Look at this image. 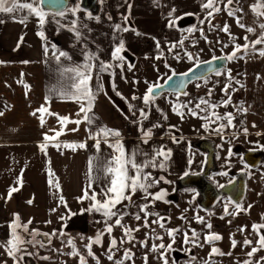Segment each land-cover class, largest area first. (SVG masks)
Here are the masks:
<instances>
[{"label": "snow or ice", "instance_id": "1", "mask_svg": "<svg viewBox=\"0 0 264 264\" xmlns=\"http://www.w3.org/2000/svg\"><path fill=\"white\" fill-rule=\"evenodd\" d=\"M234 2L239 5L240 0H199L201 12L204 13L203 19L197 13H183L182 15H175L177 12L176 8H171L167 13V27L169 29H177L181 32L180 38L171 43L168 46L167 51L173 54V59L180 62L182 59H186L188 62L193 64V67L189 68L187 72L177 73L171 66L164 61L165 68H168L171 75L167 73L162 74L158 77L155 83H149L147 80L144 83L147 85L146 90L142 96L133 95L131 97L132 101H141L142 107H136V105L128 102V111L131 113L132 117H135L131 122L137 125L138 131L141 134V140L143 144H148L149 140L153 135V130L161 128L162 125L159 122L152 123L151 127H145L144 121L149 120L151 107L155 106V101L158 96H160L165 89V86L169 82L173 81L174 77H181L175 86L169 87L168 92L170 95L176 97V102H170L172 104V111L183 119L185 115H190L196 117L203 121L201 127L207 132H214L223 138V134L226 129H234L236 125L233 121L236 119V113L246 114L248 108L244 107V102L240 101L238 104H233L232 93L243 88L244 85L240 80L233 77L230 69L224 70L222 66L215 65L216 61H226L233 62L237 60H245L246 58H252L258 56L264 58V0H254L249 7L251 12L254 14L253 25H247L242 21L244 15V9L242 7H232ZM100 3H104V0H100ZM127 4L128 14L121 16V22L112 24L113 34H112V45L109 52V60L101 59V56L97 52H93L89 49L87 44V38L84 35L83 30L87 29L91 32V28L88 27L86 23L80 20L78 13L85 11L79 2L74 4L72 7H68L65 0H0V14H9L14 22H18L23 25H27L29 18H35L37 26L40 29L37 31V35L42 41H46L47 37L43 28L48 22L49 18L55 20L59 29H66L68 32L72 33L74 36L75 43L81 45V56L83 57V62L76 63L73 62L69 66L62 64L63 60L72 61V57L68 52L57 49L55 44L51 47V57L54 59L59 67L60 76L66 78L67 83L62 89H57L53 87L50 89L51 93L58 94L59 98L63 100L71 101L78 105V111L75 113V118L70 116H60L58 113H53L50 110V97H45V103L40 105L37 109L32 111L30 114L34 117L38 116L41 127L46 124L45 116L55 117L57 121V126L54 128H49L47 132L43 134V142L38 145L39 150L47 155V148L49 146L54 147L57 151L62 148L71 149L75 151L77 149H86L88 147L87 142L79 143H65L59 140L63 135L70 132L79 131V127L82 123H86L91 126L94 123L95 116L90 115L93 113V108L98 94L107 93L104 91V80L103 74L108 73L110 76L115 75V69L119 68L121 78H123V70L125 63L127 62L126 56L123 54L128 51L126 48L122 33H127L129 31L134 32L137 36L143 35L137 32L134 28L128 25V21L131 15V3L128 0H124ZM154 3L159 5V0H154ZM221 5L223 7H221ZM47 6V10L45 8ZM225 11L229 17L235 19L236 25L243 29L246 33L255 36V39H251L250 35H245L243 37L244 43L240 44L237 42L238 38L234 36L230 31V25L225 23L223 26H218L212 24V20L215 15L221 11ZM23 14L18 19L16 14ZM240 13L241 15H237ZM74 17L69 20L67 24H62L61 20L66 19L68 16ZM195 16L198 24L203 25L207 22L210 31H216L225 33L228 36V42L217 40L216 43L221 44V55H212L210 60L202 61L199 54L194 55L192 52L187 51L185 48V41L189 39V35L199 31L201 37L209 44L207 36L204 33L202 27H198L193 24L185 29H179L178 21L183 20L185 17ZM59 17V19H57ZM86 17L88 20H94L97 23L100 22V16H93L92 12H87ZM107 19L112 21V16L108 15ZM0 23H4L3 19H0ZM184 33H187L185 35ZM155 47L158 54L155 56L156 60H161L164 57V51L161 49V41L156 40ZM24 42L23 35L20 37L17 43V49L20 44ZM197 42L192 41V45L195 46ZM231 46L232 50L225 53L223 50ZM259 46V47H258ZM17 49H14L17 50ZM176 49H181V51H175ZM49 45L45 43L43 45V53L47 58L49 56ZM201 51H203L201 49ZM147 58V57H146ZM115 62V63H114ZM3 63V62H0ZM22 63H28V61H22ZM206 68V73H212L215 76L224 75L226 82L221 88L226 99L221 98L219 101H213L211 99L214 87L208 88L206 97H197L195 100L188 99L187 101H180V96H188L187 91H180L185 87V80L191 82L193 80L203 81L204 85L209 83V78L206 73L197 74L199 69L202 67ZM135 67L134 64L128 62L127 69L131 71ZM159 71V69H157ZM257 79L261 77L257 76ZM93 80H95V85L93 86ZM160 80H164V84L159 83ZM133 83H139V81H133ZM219 84V81H216ZM233 84L239 85V88L233 87ZM202 85L196 83V87L200 88ZM28 89V86H25ZM232 89V93L229 92ZM113 91L121 99H125L120 92L116 90L115 84L113 83ZM231 106L235 109L233 111H227L221 114L217 109L228 108ZM187 110V113L183 111ZM156 110L160 112L161 110L156 107ZM138 113V115H137ZM4 112L0 111V116H3ZM164 120H167V115L161 112ZM125 116V119H128ZM241 123H243L241 121ZM74 124L76 127L69 129L68 125ZM216 125V127H211ZM170 128H174V125H170ZM253 128L256 127L255 124L252 125ZM88 139L94 141L92 147L99 154L101 151V144L107 145L111 149V153L100 159L99 155L91 156L88 160V171L86 173L88 183L82 189V195L76 197L77 203L83 205L85 201H88L87 207H81L79 213L73 212L71 208L68 207V203L62 194L59 195V203L56 208L50 209L51 212H56L57 208L63 206L66 212L59 217L61 221V228L59 230L53 229L51 233L41 232L37 228H32L30 230L29 226L32 225L33 220L30 218L27 222L22 223L21 218L18 213L13 214V220L8 224L10 229L8 239L6 241H0V247L4 248L6 255L12 259L13 264H23L26 257H37L41 260H51L50 256H40L39 251L29 252L27 250V245H31L33 248H46L51 246L52 239L54 237H63L66 235L64 228L67 227L65 223L66 220L71 219L73 216L82 215L84 213L98 214L101 219L96 220V224H103V228L98 230L96 234L92 237H83L81 240H86L84 243V251L76 247L73 238L69 237L66 241L62 240V248L52 249L61 255H67L72 258L77 259V264H88V259L91 258L95 261V264H100V259L93 251V246L104 247V236L107 235L111 237L108 241V246L105 249L104 255L107 260L112 262V264H135V252L132 248L139 244L141 248L148 249L143 256V264H149L148 252L156 253L157 260L161 264H169V253L175 251L174 245L176 244V237L178 234L182 235V244L188 247L182 250L189 254V264H197V257L191 255L192 248H203L205 245H210V251L208 253V259L202 260L199 264H214L213 257L215 256H232L233 252L230 250L227 253L223 252L220 248L216 247L217 241H220L223 237L214 232H207L203 237V242H201V234L197 232L196 229L191 227V223L186 216L188 209H185L178 219L185 222L187 228L183 227H167L166 222L170 223V217H164L160 213L152 211L155 207L156 202L171 203L167 200L168 192L166 189L160 188L158 191H151L156 189L161 181L164 183H171L164 176H159L158 178L153 176L151 171H146V169H160L166 170V162L171 157V149H165V146L154 147L151 155L147 152H141L138 148L128 151L125 149L121 138V132L119 130L108 128L107 126L98 125L96 130L93 132L91 128L87 129ZM242 132L245 136L248 135V128L244 127ZM234 136L237 133H233ZM257 136L262 135V133H256ZM173 142H177L175 136H172ZM63 154V153H61ZM233 152L231 148L228 150V156L231 157ZM138 156H143L144 159L141 161L137 160ZM191 163V161H189ZM49 167L47 169L48 179L47 183L50 189H56V192L61 191V186L59 179L53 180L54 173L51 170V161H48ZM247 168V165H245ZM23 173L24 169H21L19 176L14 181V185H10L7 189V197L0 196V199L10 200L14 193L20 191L23 186ZM185 175H188L186 172ZM221 175H227V173H221ZM231 183V181H230ZM96 187H93V185ZM224 187V185H220ZM98 189V190H97ZM55 194V193H54ZM136 197L142 201L137 203ZM34 199V197H33ZM33 199H29L26 202L31 205ZM230 206L232 211L229 210ZM252 207L248 205V208H244L241 203L235 202L229 198V200L224 204V215L220 219H224L226 216H232L233 218L241 213H246ZM130 208H135L136 211H129ZM212 213H209V216ZM125 217H132L135 221L142 224H137L136 227H130L124 223ZM151 223H149V219ZM196 223L203 225L206 229L211 230L212 224L207 221L205 217L200 216L196 213L193 218ZM261 220L264 221V215L261 216ZM231 223V220L228 221ZM50 224L51 220L45 222ZM162 230L163 234L156 231V227ZM115 228H119L122 231V236L119 241L115 236H113V231ZM141 228L147 229L145 233V239L137 240L133 233L139 232ZM264 223H253L251 225L252 235L256 238L255 240L245 236L242 242L237 241L235 238H231V249H235L238 243L241 244L242 248H250L246 251L244 255L247 257L242 261H237L236 264H264V256H260L258 259H254L260 251H264ZM28 234V237H23L20 232ZM238 232L243 234L246 231V226H241L237 229ZM189 233H191L189 235ZM164 235L170 238V242L165 244ZM235 234H233L234 236ZM39 236L48 237L47 245L37 239ZM149 240L160 241V243L153 242L149 247ZM124 244H131L132 248H123L122 255L117 256V253L121 251ZM63 247L70 248V251L64 252ZM86 253V254H85ZM2 264H7V261H3ZM66 264V262H64ZM172 264H176L175 259L172 260Z\"/></svg>", "mask_w": 264, "mask_h": 264}, {"label": "crops", "instance_id": "2", "mask_svg": "<svg viewBox=\"0 0 264 264\" xmlns=\"http://www.w3.org/2000/svg\"><path fill=\"white\" fill-rule=\"evenodd\" d=\"M135 1L128 0V3L132 5L133 3H137ZM244 2L245 5L243 8L246 9L254 3V0H244ZM196 3L198 7L196 10L190 9L191 6H194V3L193 5L189 3L183 7L184 9H182L181 14H204L201 12L199 0ZM127 9V4L124 3V0H104V3L98 8L96 14V16H100L101 18L99 23L94 20H88L86 11L77 14L80 20L86 23L92 30L91 32H88L87 29L83 30L89 49L97 52L101 56V59L109 60L113 34L112 24L121 22V16L124 15ZM170 9V6H165L163 10L148 7L145 10V14L152 12V16L145 17H140L139 15L142 14L137 13L139 10H134L137 12H133V18H155L162 16L166 19ZM21 15L23 14H16V18L18 19ZM108 15L112 16V21L107 19ZM249 16L251 15L249 14ZM73 18L69 15L66 19L61 20V23L67 24ZM0 19L4 20V23H0V62H3L0 63V104L1 101L7 104V107L2 110L4 115L0 116V196L7 197L8 187L14 185V181L19 176L21 169H24L23 186L20 191L14 193L12 198L7 200V202H5V199H0V231H6L8 229L6 220L13 219V214L18 213L22 223L27 222L30 218L33 220L32 225L29 226L30 230L37 228L41 232L51 233L53 229L59 230L61 228L59 217L66 212L63 206L57 208L56 212L50 211V209L57 207L59 195L62 194L64 196L68 207L73 212L79 213L81 207H87L88 201H85L81 205L77 203L76 197L82 195V189L88 183L86 173L88 171L89 157L99 155L102 160L112 151L107 145L102 143L101 151L97 154L96 150L92 147L94 141L88 139L87 129L91 128L94 132L98 125H102L119 130L126 150L132 151L138 148L141 152H147L151 155L154 147L163 145L167 149L170 146L169 135L167 133V121L161 115V112L167 115V103L165 98L160 97L156 99L155 106L151 107L149 120L144 121L145 127H151L154 122H159L162 127L154 129L149 143L143 144L137 125L131 122L135 117L131 116L127 106L128 102L136 105V107H142L143 105L139 100L132 101L131 98L126 97L124 80L126 73L125 67L123 70V78H121V70L119 68L114 70L115 75L110 76L108 73H104V91L107 95L100 93L97 96L93 113L90 114L95 116L93 125L89 126L86 123H82L79 131H69L66 135L59 138L60 141L65 143L86 141L88 147L75 151L62 148L60 151H57L56 148L49 146L47 148V155H45L39 150L38 145L43 142V134L49 128L58 127L56 118L46 115V124L44 127H41L38 119L40 114L37 113V116L34 117L30 113L45 103L46 96L50 97V110L53 113L75 118V113L78 111L77 104L63 100L59 98L58 94L50 92V89L53 87L62 89L67 83L66 78L60 76L59 67L51 57L50 46L55 44L57 49L69 53L72 61L63 60L62 58V64L69 66L73 62H83V57L80 54L81 45L76 44L73 47L75 43L73 34L66 29H59L55 20L51 18H49L43 28L45 36L47 37L46 41H42L36 34L40 29L37 26L35 18H29L26 26L14 22L9 14H0ZM149 22L151 23L146 24V26H155L153 23H156L157 25L155 27L158 28L156 32L154 31L155 28L149 31L148 37L146 38L148 40L144 41V44L134 53L133 56L136 59L135 64H137L138 58L148 59L157 55L155 41L152 37L161 41V47L164 43H174L179 39L172 34L170 39L162 37L166 33L165 31L170 30L167 27L166 21ZM163 28H165V31ZM22 35L24 42L17 49V43ZM120 35L122 37L127 36V41H125L126 48L134 43L133 33H122ZM250 38L255 39V36H250ZM148 41L149 44H145ZM45 43L50 48L47 58L43 53V45ZM14 49L17 50L14 51ZM127 52L130 53V51ZM22 61H28V63H22ZM243 63H245L246 67L245 78L247 80V122L251 126L255 124L256 127L254 130L264 134V78L260 75L264 71V58L258 56L246 58L243 60ZM256 76L261 77V79H254ZM113 83L115 84L116 90L125 99H121L120 96L116 95L113 91ZM26 85L28 89H26ZM94 85L95 80H93ZM156 107L161 111L158 112ZM125 116L129 118L125 119ZM74 127H76L74 124L68 125L69 129ZM175 152L173 159L166 162V170L146 169V171H151L153 176L157 178L164 176L166 179H169L171 175L179 176V174L191 170L189 161H192L193 158L196 160L199 159L197 154H191L187 150L182 149L181 151L177 150ZM143 159V156L137 157L138 161ZM48 161H51L50 167L55 174L53 180L55 181L56 178L59 179L61 186L59 193L54 188L50 189L47 183ZM170 162H173L175 164L174 167H176L169 168ZM255 182L257 185H251L248 198L249 205H252L250 209L264 215V177L251 183L253 184ZM163 183L161 181L160 185L151 191H158L163 186ZM93 187H96V185L94 184ZM29 199H33L31 205L26 202ZM135 199L137 203L142 202L139 200V197ZM129 211L135 212L136 209L130 208ZM99 219L101 217L98 214L84 213L73 216L71 219L65 221L67 227L64 228V232L66 235H70V233L76 231L80 234H96L98 230L103 228V224L95 223ZM48 220H51L50 224L45 223Z\"/></svg>", "mask_w": 264, "mask_h": 264}, {"label": "flooded vegetation", "instance_id": "3", "mask_svg": "<svg viewBox=\"0 0 264 264\" xmlns=\"http://www.w3.org/2000/svg\"><path fill=\"white\" fill-rule=\"evenodd\" d=\"M80 1L81 0H76V3L77 2L80 3ZM98 2H100V0H98ZM135 2H137V3H135V4L133 3L132 8H131V11L133 9L134 13H136L139 10L137 13L142 14V12H145V10L148 7L149 8L155 7L156 9L163 10V8L165 6L166 7L170 6L171 8L174 7L177 9V12L175 13V15H182L181 14L182 9L179 8L180 6L175 5L174 0H159V5L154 3V0H136ZM193 3L195 4L194 1H193ZM240 3L241 4L239 6L243 8V6L245 5L244 0H240ZM232 7H236V6L233 4ZM134 10H137V11H134ZM147 13L149 14V16H152V12H147ZM127 14H128V9L124 13V15H127ZM249 14L251 16H249ZM139 16L142 17V15H139ZM194 17L195 16H188V17H185L183 20L178 21L179 28L181 26H183L184 24H190V25L193 24ZM254 19H256V18L254 17V14L251 12L250 7H247L246 9H244L243 22L247 25H253ZM261 19H262V21H264V18H261ZM137 20L138 21H142V20L147 21L148 20V21H154V22H161V21L167 22V19L163 18L162 16L155 17V18L152 17V18H138V19L136 18L135 19V18H133V14H131L130 19L128 21V25H130L132 28L135 29L136 27H135L134 21H137ZM175 30H177V29H175ZM246 35L251 36V34H248V33H246ZM173 36H175V35H173ZM162 37L165 39H170L172 36L169 35V33H164L162 35ZM177 37L180 38L179 36H177ZM169 44H171V43H169ZM124 55L127 57V56H129V53L126 51V52H124ZM228 65H229V62H227V68L224 70L228 69ZM243 65H244L243 67H245V63H243ZM191 67H193V65ZM191 67H189V68H191ZM189 68H187V70H184V71L182 70V71L177 72V73L187 72L189 70ZM244 70H245V77H246V67L244 68ZM170 75H171V73H170ZM260 75H262L264 78V71ZM212 77H214V74L208 76L209 79ZM244 79H245V81H247L246 78H244ZM199 82H203V81H196L194 83H191L187 87L186 91L188 92V89L192 85L199 83ZM163 83H164V81L161 82V84H163ZM163 95H170V94L165 93V94H162L161 96H159L158 98L162 97ZM170 96H174V95H170ZM183 97L186 98L187 96H183V95L180 96V98H183ZM167 133L169 135L168 138H169V142H170V146L167 149H171V157L168 161H171L175 155V151H177V150L181 151L182 150L180 145L183 144L182 142H183L184 137H182L180 135V132L175 130L174 128H167ZM170 133H172V134H170ZM256 133H258V132L256 131ZM231 135L234 136L233 134H231ZM172 136L176 137L177 142H175V143L173 142ZM216 136L220 138V145H223V146L218 147V146H216L215 142H212V141L206 140V139H202V140H199L197 142L190 144L191 148L194 151H197L198 154L201 155V156H199L200 161L196 163L197 160L193 158L191 163H189V167L191 166V170H188V171H185V172L179 174V176L176 179H174L173 183H163V186L161 188L167 190L168 196L166 197V199L171 201V203L166 204L163 202H156V205L152 209V211L158 212L162 216L170 217V218L174 214L175 215L174 217H176L178 219V217L181 215V213L185 209H188V211L185 213L187 215L188 213H190L187 201H188V199L190 200V197L192 196V195L188 194V192L192 191L193 197H194L193 201L199 210L196 213H198L200 216L205 217V219L207 221L211 222L212 229L208 230L203 225L196 223L195 220L189 219V221L191 223V227L196 229L197 232H199L201 234V236H200L201 242H203L204 235L209 231L220 234L223 238L220 241H217L215 246L220 248L225 253H227L230 250L233 252L232 256L225 255V256L213 257L214 264H236V262L238 260L242 261V260L247 258L244 255V253L246 251H249L250 248H242L241 244L238 243V245L235 249H231V238H235L239 242H242L243 239L245 238V236H247L250 239L255 240L256 239L255 237H252V238L250 237V233H252L251 225L253 223H264V221L261 220V216L263 214L252 211L251 209H249L248 212L241 213L240 215H237L234 218L232 216H226L224 219H220V217L224 215V206H223L221 211H219V210L216 211V213H215L216 215L214 214V215L209 216V213L212 212L213 209L215 210L217 208V206H219L220 204L226 203L229 200V198L231 200L237 202L239 200V192H240V190H242V188L244 190V194H243V198L241 199V201L239 203H241L242 205L247 204V206L245 208H248V205H249L248 204L249 203V201H248L249 196L248 195H249L250 190H251L250 183L253 181L252 175H254L252 172L253 171L256 172V178H254V179H256L255 181H257V180H260L264 177V169L260 168V165L262 162L257 167L251 168L249 166V164L247 163V161L245 160V155L248 152H261L260 148L254 149V150H250V149L245 150L243 148L242 143H237V144L234 143L233 144V142H230L228 139H226L225 141L223 140L224 137L230 136V135L223 134V138H221V136L218 134ZM244 136L245 135L243 134V132H238L235 137L238 141H240V140L244 139ZM258 138L264 140V134L258 136ZM229 148H231V150L232 149L234 150V153H236L237 158L230 157L228 159L226 157L228 155ZM187 149H188V147L187 148L183 147V150H187ZM189 151H191V150H189ZM263 158H264V156H263ZM227 162L230 164L231 167L226 166V164H228ZM199 165H200V169L198 168ZM245 165H247V168H245ZM186 172L188 173V175H185ZM225 172L227 173V175H221V173H225ZM205 173H208V176L206 177L205 180L207 182H209L211 185H213V188L216 191V192L214 191L215 194H213V195L210 191H207V190L203 191V189L199 190V188L196 186L197 184H201L204 182V180L201 178V176L204 175ZM167 180L170 181L169 179H167ZM230 181H231V183H230ZM188 184H192V185L190 186ZM220 185H224V187H220ZM216 193L220 194V196L216 195ZM231 209H232V207L230 206L229 210L232 211ZM196 213H194V215ZM187 217H189V216H187ZM151 219H154V217L149 219V223H151ZM12 220L13 219L6 220L7 225ZM229 220H231V223L228 222ZM124 223H126L128 226L134 228L137 226V224H142V221L137 222L133 218L125 217ZM178 223H177L178 226L177 225L172 226L171 222L170 223L166 222V226L167 227L187 228V225L185 224L184 221L178 219ZM218 223H220V224H218ZM237 224H238V227H235V225H237ZM168 225H170V226H168ZM241 226H246V231L243 234H241L240 232L237 231V229ZM141 230H144V228H141ZM247 230H248V233H247ZM261 231L264 232V229H262ZM9 232H10V229L8 227V229H6V231H5V235H7V237L4 238L5 240L8 239ZM161 232H162V230H161ZM20 234L23 237H25L26 239L30 238V237H28L27 233H24L21 231ZM190 234L191 233H189V235ZM233 234H235V235L233 236ZM112 235L115 236L117 238V240L119 241L120 237L122 236V231L119 228H115ZM133 235L137 238V240H142V238L138 237V232L133 233ZM40 237L41 236L37 237V239L41 240ZM165 238H169V237L164 236V239ZM4 239H2V240H4ZM110 239H111V237L105 235L104 236V247H100V246H96V245H94V246L97 247L98 249H103L105 252V249L108 246V241ZM176 241H177V247L175 246L176 244L173 246L174 249H176V250L169 253V257H171L172 260L175 259L176 262H177V260L182 259V260L186 261L187 263H189V254L185 253L182 250L183 248L188 247L187 245L182 244V235L178 234L176 237ZM158 243H160V242H158ZM123 248H132V245L131 244H124L121 248V251L117 253V256L122 255ZM210 248H211L210 245H205L203 248H199V247L192 248L191 255H195L197 257V264H199V262L202 260L208 259V253L210 251ZM139 249L141 250V252L138 255ZM132 250L136 254L134 257L135 264H136V262H138L139 264H143V256H144V253L148 251V249L141 248L139 246V244H136V247L132 248ZM260 256H264V251H260L259 253H257V255L254 259H258ZM148 261H149V264H153L151 252H148ZM12 264H13V262H12ZM23 264H35V263L30 258L26 257ZM111 264H112V262H111ZM126 264H130V262H126ZM159 264H161V262Z\"/></svg>", "mask_w": 264, "mask_h": 264}, {"label": "rangeland", "instance_id": "4", "mask_svg": "<svg viewBox=\"0 0 264 264\" xmlns=\"http://www.w3.org/2000/svg\"><path fill=\"white\" fill-rule=\"evenodd\" d=\"M193 1L195 2L194 6L190 7V9L196 10L198 7L196 6L197 3L196 1L198 0H174L175 5L180 6V9H184L183 7L186 6V4L188 5L189 3L193 4ZM98 6L99 8L102 6V3L98 2ZM241 4V3H240ZM239 4V5H240ZM199 5V4H198ZM234 5L237 7L239 5H237L234 2ZM221 7H223L221 5ZM240 7V6H239ZM97 14V13H96ZM96 14H93L94 16H96ZM131 14H133V9L131 11ZM237 15H241L240 13H237ZM145 16H149V14H145V12H142V17ZM204 14L200 15V18L203 19ZM242 21H243V17H242ZM150 24L151 22L142 20V21H134L135 24V30L137 32L142 33L143 35L137 36L134 32L129 31L127 32V34L133 33V39H134V43H132L131 45H129V47H127L129 52V56L133 57L135 59V57L133 56L135 52L138 51V48H140L141 45L144 44V41H147L148 39H146L148 37V33L152 28H155L154 31L156 32V28L155 26L157 25L156 23L155 26H146V24ZM225 23L230 25V31L231 33L236 36L238 38L237 42L240 44L244 43L243 37L246 35V32L239 28L236 23H235V19L232 17H229L227 15V13L225 11H221L220 13L215 15V18L212 20V24L214 25H218V26H223ZM193 24H196L198 27H202L204 29V33L208 38V41H211V44L207 43L200 35V32L197 31L191 35H189V39L185 41V48L187 49V51L192 52L194 55L199 54V57L202 61H207L209 59H211L212 55L215 54L216 56H220L221 55V44L216 43L217 40L223 41L225 43L228 42V36L223 33L220 32L218 29L216 31H210L207 22H205V24L203 25H199L198 21L196 19V17H194V22ZM191 24V25H193ZM190 24H184L183 26H181L179 29H185L189 26H191ZM148 27V28H147ZM161 27V26H160ZM147 28V29H146ZM162 28V27H161ZM163 30L165 31V28H163ZM162 30V32L164 33V31ZM171 31V32H170ZM166 33H169V35L173 34L175 36H181V32L175 29H170L169 32L165 31ZM162 34V33H161ZM185 35H187V33H184ZM158 38V37H157ZM124 42L127 41V36L123 37ZM192 41H196L197 43L195 44V46L192 45ZM145 44H149L148 42H145ZM170 45V44H169ZM167 43L162 44L161 49L164 51V57L161 60H156L155 57L152 58H148V59H141L138 58L137 59V64L134 65L135 67L131 70L128 71L127 69V62L125 63V75H124V80H125V85H126V97L131 98L133 95L136 96H142L146 90L147 85L144 83L145 80H147L149 83H155L158 79L159 76H161L164 73H167L168 75H170V71L168 68H165L164 66V61L166 60L167 63L171 66L172 69H174L176 72H180V71H184L187 70V68L191 67L193 64L188 62L186 59H182L180 62H177L175 59H173V54L169 53L167 51L168 46ZM201 49L203 51H201ZM232 50L231 46H229L228 48H225L223 51L225 53L230 52ZM175 51H181V49H176ZM124 54V53H123ZM156 54H158L157 49H156ZM243 60H237V61H233V62H229L228 65V69L231 70L233 77H235V79L240 80V82L244 85L243 88H239V85L233 84V87L235 88H239L238 91L232 93V89H229V92L232 93V101L233 104H238L240 101L244 102V107H246V99H247V83L245 81V70L243 67ZM157 69H159V71H157ZM257 76L254 78L256 79ZM133 81H139V83H133ZM164 80H160L159 83L163 82ZM216 81H219V84H216ZM226 82V78L224 75L221 76H215L209 79V83L207 85H204L203 82H199L202 86L200 88L196 87V84L192 85L189 89H188V93L189 95L186 98H180V101H187L188 99H193L195 100V98L197 97H206V93L208 88H213L214 87V92L213 95L211 97V99L215 102V101H219L221 98L226 99V97H224L223 93L221 92V88L223 87L224 83ZM162 98L166 99V103H167V125L168 128H170V125H174V129L180 132V135L183 138V144L180 145L181 149H183V147H188L187 151L191 150V154H197L198 157L201 156L200 154H198L197 151H194L190 144L197 142L199 140L202 139H206V140H210L212 142H215L216 146H223L220 145V138L217 137L216 133L211 132V131H205L201 125L203 123V121L201 119H198L196 117H192L190 115H185V117L183 119H181L180 116L176 115L173 111H172V104L170 102H176V97L175 96H170V95H163ZM6 106L5 102H1L0 104V109H4ZM183 111H185V113H187V110L184 109ZM217 111H219L221 114H223L224 112L227 111H233L235 112V109H233L231 106H229L228 108H219L217 109ZM247 113L246 114H241V113H236V119L233 121V123L236 125V127L234 129H226L224 134L230 135V136H226L223 138V140L225 141L226 139H228L230 142H233V144H237V143H242L243 148L245 150L250 149V150H254V149H259L260 151L263 153L264 156V140L259 139L258 136L256 135V130H254V128L248 124L247 122ZM241 121L243 123H241ZM211 127H216V125H212ZM244 127L248 128V135L244 136V139L238 141L236 139L235 136H232L231 134L233 133H238V132H242V129ZM172 134V133H170ZM232 136V137H231ZM179 149V148H178ZM194 151V152H193ZM233 155L231 156L232 158H237L236 157V153H234V150L232 149ZM176 153V152H175ZM228 159L230 158L228 155L226 156ZM198 162L200 161V159L197 160ZM228 163V162H227ZM174 163L170 162L169 164V168H175L174 167ZM201 165V164H200ZM200 165H199V169H200ZM226 166L231 167L230 164H226ZM260 168H264V158L263 161L260 165ZM198 169V170H199ZM176 171V170H175ZM174 171V172H175ZM196 171V170H195ZM254 175H252V182H254L256 179V172H252ZM178 176L175 175H171L169 176V180L171 181V183H173L174 179H176ZM254 184V185H253ZM250 183V188L251 185L255 186V184L257 185V183ZM187 193V192H186ZM188 194L192 195L190 197V200L188 199V207L190 210V213H188L186 216L188 217V220L193 218L194 213L198 212V208L194 203V197H193V193L192 191L188 192ZM249 196V195H248ZM225 203L220 204L219 206H217V208L212 212V215H214L216 213V211H221L223 206ZM249 204V203H248ZM247 206V204H244L243 207L245 208ZM233 210V209H231ZM172 215V214H171ZM216 215V214H215ZM175 215L173 214L171 216V223L172 226L177 225L178 223V219L176 217H174ZM177 216V215H176ZM211 216V215H210ZM246 220V219H245ZM219 222V221H218ZM179 224V223H178ZM220 224V223H218ZM171 225V224H170ZM168 225V226H170ZM178 226V225H177ZM153 227H156L155 225ZM235 227H238V224L235 225ZM146 231H148L147 229L144 230H140L138 232V237L145 239V233ZM156 231L163 234V232H161V229H159L158 227H156ZM248 233V230H247ZM95 234H80L78 231L74 232V233H70V235H65L63 237H54L52 239L51 242V246L50 247H46V248H33L31 245H27V250L29 252H36L39 251V255L40 256H50L51 260H41L37 257H27L30 258L35 264H64V262H66V264H77V259L76 258H72L69 257L67 255H61L59 253H57L56 251H53L52 249H60L62 248V240H67L69 237L73 238L76 244V247L78 249H80L82 252L84 251V243H86V240H81V236L83 237H92ZM165 237H167V235H164ZM7 235H5V231L3 230L2 232L0 231V241H6L4 238H6ZM250 237H254L251 233H250ZM4 239V240H2ZM155 242L158 244V242L160 241H152L149 240V247L151 246V244ZM165 244H167L168 242H170L169 238H165L164 241ZM177 247V241H176V245ZM63 251L64 252H68L70 251V248L68 247H63ZM93 251L96 253V255L99 257L100 259V264H111L110 261L107 260L106 256L104 255V250L103 249H98L97 247L93 246ZM141 252V250H138V255ZM86 254V253H85ZM157 254L156 253H152V259H153V264H159L160 261L157 260ZM7 261V264H12V259H10L6 253L4 252V248L0 247V264H2L3 261ZM88 264H95V261L92 260L91 258L88 259ZM136 264H139L138 262H136ZM169 264H172V259L171 257H169ZM176 264H189L186 261L179 259L177 260Z\"/></svg>", "mask_w": 264, "mask_h": 264}, {"label": "water", "instance_id": "5", "mask_svg": "<svg viewBox=\"0 0 264 264\" xmlns=\"http://www.w3.org/2000/svg\"><path fill=\"white\" fill-rule=\"evenodd\" d=\"M65 2H66V4H67L68 7H70V6L72 7L76 3V0H65ZM80 4H81V7L86 12H89L90 11V12H92V14H96L97 11H98V8H99V6H98V0H81L80 1ZM45 8L47 10V6H45ZM126 58H127L128 62L134 64L135 59L133 57L127 56ZM214 64L215 65H218V66H222L223 69H226L227 68V62L226 61H216V62H214ZM206 68H207V66L202 67L201 69H199V71H198L197 74L199 75L200 73H206ZM206 74H207V76L212 75V73H206ZM179 79H181V77H179V76L174 77L173 78V81L169 82V84L165 86V89L163 90L162 94L169 93L168 92V88L169 87H172V86H175V84L178 82ZM194 82H196V80H193L191 82L185 80V87L183 89H181L180 91H186L187 87L191 83H194ZM245 160L247 161V163L249 164V166L251 168H255V167H257L262 162V160H263V154L261 152H248L245 155ZM207 176H208V173H205L204 175H202L201 178L204 180V182L201 183V184H197L196 186L199 188V190L200 189H203V191H205V190L210 191L212 193V195H213V194H215L214 193L215 190L213 188V185H211L209 182H207L205 180ZM188 185L191 186L192 184H188ZM243 194H244V190L242 188V190H240V192H239V200L237 201L238 203L243 198ZM216 195L220 196V194H218V193H216ZM40 238H41V241H43L45 244L48 243V237L41 236Z\"/></svg>", "mask_w": 264, "mask_h": 264}, {"label": "trees", "instance_id": "6", "mask_svg": "<svg viewBox=\"0 0 264 264\" xmlns=\"http://www.w3.org/2000/svg\"><path fill=\"white\" fill-rule=\"evenodd\" d=\"M1 102H2V101H1ZM5 104H6V103H5ZM6 107H7V104H6L5 108H6ZM5 108H4V109H5ZM2 110H3V109H0V111H2Z\"/></svg>", "mask_w": 264, "mask_h": 264}]
</instances>
